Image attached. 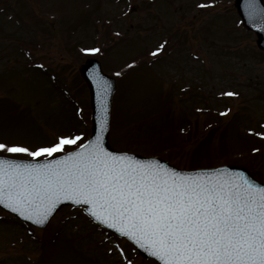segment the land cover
Returning <instances> with one entry per match:
<instances>
[{
	"label": "rangeland",
	"instance_id": "374dc122",
	"mask_svg": "<svg viewBox=\"0 0 264 264\" xmlns=\"http://www.w3.org/2000/svg\"><path fill=\"white\" fill-rule=\"evenodd\" d=\"M5 1L11 5L0 12V142L33 150L61 135L83 134L86 142L92 131L90 92L78 75L93 55L117 79L112 147L189 170L243 164L264 181V136L246 132L254 122H262L264 131V53L255 35L240 29L233 0L0 5ZM19 5L24 22H9L10 8ZM92 48L100 51L82 52ZM238 117L245 123L235 124ZM82 210L65 206L47 228H35L0 209V264H155Z\"/></svg>",
	"mask_w": 264,
	"mask_h": 264
},
{
	"label": "snow or ice",
	"instance_id": "6c2138e0",
	"mask_svg": "<svg viewBox=\"0 0 264 264\" xmlns=\"http://www.w3.org/2000/svg\"><path fill=\"white\" fill-rule=\"evenodd\" d=\"M249 16L264 22L257 0H250ZM97 87L99 131L87 142H81L83 134L61 135L34 150L0 142V151L44 158H0V204L39 225L62 202L87 206L95 221L160 264H264V186L227 168L178 171L158 160L109 151L104 144L109 82L99 78ZM68 146L76 147L68 151Z\"/></svg>",
	"mask_w": 264,
	"mask_h": 264
},
{
	"label": "water",
	"instance_id": "95a60500",
	"mask_svg": "<svg viewBox=\"0 0 264 264\" xmlns=\"http://www.w3.org/2000/svg\"><path fill=\"white\" fill-rule=\"evenodd\" d=\"M249 2H250V0H236L235 1V5L237 6L238 12H239L240 16L242 17L243 23L245 24L244 26H246L249 29L254 30L257 33L258 44H259L260 47L264 48V22H262L259 17L250 18V16H249ZM257 3H258L259 7L264 8V0H257ZM82 74L84 75V77L87 80L88 85L90 86V89H91V96H90L91 100H92V106L91 107L93 108V115H92L91 118L93 120V126L91 127L92 128V136L90 137V139H92V138L95 137V135L99 131V129H98V117H99V97L101 95V89H99L97 87V80L99 78H103L104 80H107L109 82V94H108V98H107L108 111H109L108 127H110V120H111V107H112L111 105H112V99H113L112 95H114V92H115V89H116V85H114L115 84V80L113 78H111L110 76L106 75L105 73H103L98 61H96L94 59L89 60L88 63L83 65ZM108 135H109V128H108V131H106L105 135H104L105 147H107L109 151L120 153V152L115 151L114 149H111V147L109 145V142H108ZM125 154H127V153H125ZM130 155H132V154H130ZM59 156H56V158H59ZM134 156L137 159H140V160H158L162 165H167L169 168H176V167H173V166L169 165L167 162L161 161V160L156 159V158L152 159V158H142V157H139V156H136V155H134ZM0 158L12 159V158L2 157V156H0ZM49 159H51V158H49ZM14 160H18V159H14ZM22 161L36 162L37 160H22ZM39 161L42 162L43 160H39ZM221 168H227V169H229L232 172L243 174L250 181H252L254 184L260 185V186H264V182L254 179L251 176V174H249L250 172L248 171V169H246L244 167H240V166H225V167H221ZM221 168H218V169H221ZM176 169L178 171L180 170L178 168H176ZM215 170H217V169H213L211 171H215ZM203 171H206V170H203ZM69 203L73 204L72 202H62L58 206L57 210L60 209L64 204H69ZM0 207H3L5 209H7L8 211L14 213L16 215V217H18L19 219H21V220H23L25 222L36 224L34 221L29 220V219H27L24 216H21L19 213L14 212L10 208H7L4 204H0ZM86 208H87V206H86ZM86 208H85V213L88 214V212L86 211ZM51 216L49 217V219L51 218ZM49 219H48V221H49ZM48 221L45 224L40 225V226L46 225L48 223ZM96 222L99 223L98 221H96ZM37 225H39V224H37ZM104 226H106V225H104ZM112 230H114V229H112ZM116 233H118V232H116ZM137 248H138V246H137ZM138 250L145 257H153V256H151V254L149 252L145 251L144 249L138 248ZM153 258H155V257H153Z\"/></svg>",
	"mask_w": 264,
	"mask_h": 264
}]
</instances>
